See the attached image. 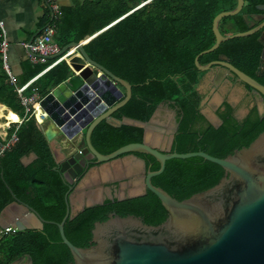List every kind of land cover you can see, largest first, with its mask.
<instances>
[{"label": "trees", "instance_id": "1", "mask_svg": "<svg viewBox=\"0 0 264 264\" xmlns=\"http://www.w3.org/2000/svg\"><path fill=\"white\" fill-rule=\"evenodd\" d=\"M236 3L237 0H82L60 8L53 39L62 48L71 41L81 42L91 37L84 44L88 56L131 84L132 95L113 112L115 118L128 116L146 121L159 104H167L175 110L178 122L171 151L203 150L225 157L235 148L248 145L264 130V99L262 104L258 103L254 96L261 97V94L233 74L229 81L242 84L253 98L246 97L234 104L225 96L215 108L221 120L215 127L200 109L207 92H201L198 86L209 70L198 69L194 58L215 43L214 17L221 11L232 10ZM259 4H264V0H244L240 12L220 20L221 34L242 32L259 24L264 19V10L258 8ZM50 19V8L45 6L37 29ZM262 30L228 38L216 49L200 55L198 60L204 65L226 56L235 67L264 85V75L257 73L263 48L259 41ZM1 40L0 28V43ZM9 55L10 52V68ZM52 61L37 64L22 61L21 73L14 75L15 83H12L0 52V103L10 109L5 114L13 111L22 115L23 107L15 85H22L40 74ZM71 75L69 64L60 61L42 72L24 92L30 95L35 88L44 96ZM117 85L125 93V89ZM242 105L247 111L240 115L237 111ZM4 110L0 106V116L5 115ZM14 126L6 130L7 137ZM16 135L18 140L0 156V211L13 201L14 195L33 207L46 222L42 229L2 232L0 264H11L23 255H29L32 264L72 263L71 252L62 242L56 224L66 213L65 195L69 185L54 169L52 148L34 116L22 121ZM143 137V127L113 126L102 120L94 127L91 140L100 153L107 154L124 144L141 142ZM3 141L0 134V143ZM132 154L145 162L146 169L159 168L153 156ZM30 155L33 158L25 162L23 159ZM223 173L221 166L200 156L171 158L151 182L180 200L216 184ZM109 213L133 214L148 224L160 223L167 214L158 197L148 189L142 195L121 200L112 192L101 203L84 206L69 215L63 227L66 238L76 246H88L94 223L107 219Z\"/></svg>", "mask_w": 264, "mask_h": 264}, {"label": "water", "instance_id": "2", "mask_svg": "<svg viewBox=\"0 0 264 264\" xmlns=\"http://www.w3.org/2000/svg\"><path fill=\"white\" fill-rule=\"evenodd\" d=\"M243 5L244 0H237L232 10L221 11L214 17L212 30L215 43L196 55L194 64L200 70L220 74V82L236 75L239 81L261 94L260 100L263 101L264 85L235 67L226 56L204 65L198 60L200 55L216 49L228 38L247 36L263 29L259 38L263 48L257 73L264 75V19L242 32L223 35L219 30L220 20L237 14ZM258 8L264 10V4H259ZM46 25L34 31L26 43L30 44ZM70 48L78 51L69 59L71 77L39 101L49 114L50 123L44 128V134L49 143L53 142V153L57 158L54 169L69 185L65 195L66 213L56 223L61 240L72 255L73 261L68 264H264V130L248 145L235 148L225 157L213 156L203 150L171 151L178 130L175 110L168 109L165 120L159 119L163 104H159L146 121L128 116L115 118L113 112L132 95L131 84L92 60L82 42L71 41L58 53L47 56L34 53L28 47L26 51L35 57L54 59ZM117 84L125 89V93ZM213 85L217 87L219 83L214 81ZM204 101L205 98L200 104L201 112L218 127L221 120L214 113V118L206 113ZM262 110L259 106V111ZM102 120L113 126L128 124L143 127V141L124 144L107 154L100 153L92 144L91 135ZM166 120H171L172 125ZM82 132L81 143L74 144L75 137ZM59 134L61 139L57 140L55 137ZM56 148L61 157L57 156ZM135 152L153 156L159 168L146 169L145 162L132 154ZM128 153L135 158L137 166L142 167L138 176L140 183L136 189L138 191L120 192L116 195L117 199L139 196L148 189L160 200L167 212L166 217L158 224H148L133 214L120 216L109 213L107 219L94 223L88 246L72 244L64 234L66 218L84 206L101 203L103 198L89 199L73 206L69 192L77 190L79 183L94 167L91 165L117 160ZM192 156H200L222 167L224 173L216 184L179 200L151 182L153 176L164 170L167 160ZM125 177L127 175L121 178ZM13 205L18 207L20 213L17 212L8 222L4 214ZM26 217L34 218L35 225L24 223ZM45 222L33 207L14 195L13 201L0 211L2 229H42Z\"/></svg>", "mask_w": 264, "mask_h": 264}, {"label": "crops", "instance_id": "3", "mask_svg": "<svg viewBox=\"0 0 264 264\" xmlns=\"http://www.w3.org/2000/svg\"><path fill=\"white\" fill-rule=\"evenodd\" d=\"M80 1L82 0H57L60 8L63 6H70L73 3H77ZM44 8H45L44 0H0V20L3 23V27L6 31V36L9 42V52H10L9 63H10V68L12 70V73L15 76L21 73V63L24 60H29L30 62L34 64L42 63L45 60H50V59H41L40 57H33L29 55L26 49L22 46V43L27 42L28 39L30 38V35L34 31L37 30V25L39 21L42 19ZM215 74L216 73L214 71L212 70L209 71L203 78L202 82L199 84L198 88L201 92L208 93L207 97L209 98V100L211 99L215 101V107H216L224 99L225 93L221 90V88L218 90L217 87L213 85L214 81L217 83H220V79H221L220 74H217V75ZM228 82L226 80L224 81L225 87H230V84ZM32 92L30 95H32ZM36 94L39 95L38 92ZM229 101L232 103L236 102L232 98H229ZM206 102L207 101H205V103ZM0 106L2 108H5L3 112L4 114L10 110L8 107H6L5 105L1 103H0ZM169 108L170 107L167 104L162 105V109L159 111L160 114L162 115L161 117H159L160 120L166 118L167 110ZM12 113L17 117V120H18L19 119L18 114L16 113L17 114L16 115L15 112L13 111ZM12 113L5 114L7 115L6 119L12 120V117L14 116ZM212 113L213 112H211V114H208V115L214 118L213 117L214 115L212 116ZM3 117L4 115L0 116V122L3 121L2 120ZM49 123H50L49 118H46L41 124V126L44 129ZM55 138L57 140L58 139L60 140L61 135L59 134ZM82 138H83V132L78 134L77 137H75V140L73 141L74 144H78V143L80 144L82 141ZM50 146L53 151V142H50ZM55 152L58 157H61V154L58 152L57 148L55 149ZM32 158H33V155H30L29 157L25 158L24 161L28 162ZM54 158L55 160L57 159L55 155H54ZM130 162L135 163V158L133 156L129 159V163ZM122 164H126V161L124 160L120 162V165ZM112 165L113 163L109 164L107 162L99 166L92 167L91 170L88 172L85 180L83 181L84 184L93 186L100 182L106 183L109 181L116 182V181L123 180L124 178H121V177H124L126 174L122 173L121 175H119V174L113 173ZM129 175H132V173H130ZM122 185L124 186L125 183L122 182ZM71 203L73 206L76 205L75 204L76 198H75L74 193H72ZM18 210H19L18 207L14 205L10 208H7L4 214L6 221L8 222L11 221L15 217L16 213L19 212ZM24 223L29 224V225H35L36 221L32 217H26L24 218ZM1 233H2V228L0 227V234ZM31 263L32 261L29 255H23L19 257L18 259H16L15 261H13L11 264H31Z\"/></svg>", "mask_w": 264, "mask_h": 264}, {"label": "built area", "instance_id": "4", "mask_svg": "<svg viewBox=\"0 0 264 264\" xmlns=\"http://www.w3.org/2000/svg\"><path fill=\"white\" fill-rule=\"evenodd\" d=\"M44 3H45V6L50 8V12H51L50 21L47 23V25L44 27V29L38 35H36L33 38V40L31 41L30 44H27L26 42L22 43V46L25 49H26V47H28L30 49V51L37 53V54H40L41 56L56 54L60 51V47L57 45V43L53 39V36L55 34V28H56L55 20L57 19V17L60 14L59 3L57 2V0H44ZM0 28L2 29V40L0 43V52H1V58L3 61V67L6 70L10 81L12 83H15V77H14L13 73L11 72L9 65H8L9 42H8V39L6 36V31L3 27V23L1 20H0ZM88 38L90 39V37H88ZM88 38H85L81 42L83 44H85L89 40ZM75 53H78V51L75 48H70V49L64 51L59 56L54 58L53 61L44 69V71L49 69L50 67H52L56 63L63 61V60L69 64V59ZM33 57H35V56H33ZM40 58L45 59L43 57H40ZM67 58H69V59H67ZM44 71H42V72H44ZM40 74L32 77L31 79H29L27 82H25L22 85H15V91L17 92V94L20 98V102H21L22 107H23V113H22V115L18 114L19 119L17 121H12V120L6 119L7 115H4V117L2 118L3 121L0 122V130H1L0 134H1L2 140H4V141L0 143V156L2 155V153L6 149H8L11 145H13L18 140V137L16 135V130L25 118L34 116L37 123L39 125H41L43 123V121L46 118H48V116H49L48 112L44 108H42L40 103H39V101L46 94L44 96L37 95L36 94L37 92L35 89H32L33 90L32 95H29V96L26 95L24 92L27 89V87H29L31 85V83ZM70 77H68V78H70ZM52 91H53V89H51L48 93H50ZM34 103H37V105L35 106ZM12 124H15L14 129H13L11 135L9 137H7V131L6 130L11 128ZM15 230H17V229L12 228V227H5L2 229V232H9V231L14 232Z\"/></svg>", "mask_w": 264, "mask_h": 264}, {"label": "flooded vegetation", "instance_id": "5", "mask_svg": "<svg viewBox=\"0 0 264 264\" xmlns=\"http://www.w3.org/2000/svg\"><path fill=\"white\" fill-rule=\"evenodd\" d=\"M224 81H225V79H223L220 83H219V85L217 86V89L219 90L222 86H224ZM227 82L229 81V80H226ZM229 84H230V87H226L227 89H231V87H233V86H235L236 85V83H232V82H228ZM240 84V83H239ZM242 85V84H241ZM245 95L243 96V98L242 99H244V98H246L247 97V99H249V98H253V95L252 94H249L248 92H247V90H245ZM225 93V96H227L228 97V99L230 98V96H229V91L228 92H224ZM207 95H208V93H207ZM207 95L205 96V98L207 97ZM251 95V96H250ZM255 97V99L258 101V103H260V104H262V101L260 100V97H257V96H254ZM225 98V97H224ZM224 100V99H223ZM222 100V101H223ZM221 101V102H222ZM234 104H237L236 102L234 103ZM217 107V106H216ZM215 105L212 107V112L215 114ZM170 109V108H169ZM238 113H239V109H238V111H237ZM216 115V114H215ZM166 122L169 124V125H172V121L171 120H166ZM99 165H101V164H98V165H91V166H99ZM142 168V167H141ZM141 168H139L138 169V171L135 173V174H132V175H127V177H125V179H123V180H120V181H118V184L117 185H115L114 184V182L113 181H109V182H106V183H102V182H100V183H98V184H96V185H93V186H90V185H85L84 184V178L87 176V174H86V176L83 178V180L79 183V185H78V188H77V190H75L73 193H74V195H75V198H76V202L79 200V198L82 196V199L85 201V200H87V199H95V197H96V194H95V192H96V188L97 187H103L102 188V192H103V196H102V198L104 199L105 198V196H108V197H110L111 195H112V192H114L116 195L120 192V191H122V190H126L127 188H130V187H132V186H137V185H139V183H140V178L138 177L139 176V171L141 170ZM122 182L123 183H125V185L123 186L122 185ZM135 182H137V183H135Z\"/></svg>", "mask_w": 264, "mask_h": 264}, {"label": "rangeland", "instance_id": "6", "mask_svg": "<svg viewBox=\"0 0 264 264\" xmlns=\"http://www.w3.org/2000/svg\"><path fill=\"white\" fill-rule=\"evenodd\" d=\"M221 90L223 92H228L229 91L230 98H232L233 100H235L236 103L241 102L243 96L246 93L245 92L246 89L244 88V86L241 85V84H239V83H236V85L234 87H231L230 90L227 89L225 86H222L221 87ZM205 101H207L206 102L207 104L204 103L206 105V106L204 105L205 111H206L207 114H210L212 112V107L215 105V101L214 100H211V99L209 100L208 97H207V99L205 98ZM246 111H247V108L244 105H242V106L239 107V114L240 115L244 114ZM131 157H132L131 155H127V156L122 157V158H119L117 160H113L111 162H108L109 164L113 163V165H112L113 166L112 167V172L115 173V174H119V175H121L122 173L123 174H126V175H129L130 173L135 174L138 171L139 167L137 166L136 163H131V162L129 163V159ZM124 160L126 161V164L120 165V162H122ZM85 178H84V180H85ZM135 183H137V182H135ZM102 188L103 187H100V186L96 188V192H95L96 197H95V199L101 198L103 196ZM136 189H138V185L137 186H132V187L127 188L126 190H122L120 192L130 193L131 191H134ZM136 191H138V190H136ZM88 200L89 199H87V200L84 201L82 199V196H81L79 198V200L75 204H78L79 205V204H81V202H87Z\"/></svg>", "mask_w": 264, "mask_h": 264}, {"label": "bare ground", "instance_id": "7", "mask_svg": "<svg viewBox=\"0 0 264 264\" xmlns=\"http://www.w3.org/2000/svg\"><path fill=\"white\" fill-rule=\"evenodd\" d=\"M68 59V58H67ZM34 105L36 106L37 105V103H34ZM13 114V113H12ZM14 115V114H13ZM12 121H17V117L14 115L13 117H12Z\"/></svg>", "mask_w": 264, "mask_h": 264}]
</instances>
